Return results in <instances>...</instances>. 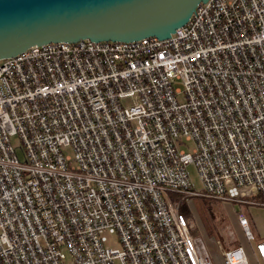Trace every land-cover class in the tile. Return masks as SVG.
<instances>
[{
    "label": "built area",
    "instance_id": "obj_1",
    "mask_svg": "<svg viewBox=\"0 0 264 264\" xmlns=\"http://www.w3.org/2000/svg\"><path fill=\"white\" fill-rule=\"evenodd\" d=\"M0 62V264H214L181 204L264 209V0H208L167 40ZM252 250L264 264V235ZM223 258L250 264L243 247Z\"/></svg>",
    "mask_w": 264,
    "mask_h": 264
},
{
    "label": "water",
    "instance_id": "obj_2",
    "mask_svg": "<svg viewBox=\"0 0 264 264\" xmlns=\"http://www.w3.org/2000/svg\"><path fill=\"white\" fill-rule=\"evenodd\" d=\"M208 0H0V61L50 43L167 40Z\"/></svg>",
    "mask_w": 264,
    "mask_h": 264
},
{
    "label": "rangeland",
    "instance_id": "obj_3",
    "mask_svg": "<svg viewBox=\"0 0 264 264\" xmlns=\"http://www.w3.org/2000/svg\"><path fill=\"white\" fill-rule=\"evenodd\" d=\"M2 61V60H1ZM1 63V62H0ZM128 103V102H126ZM11 144L18 149L21 141L18 136L10 138ZM181 149L190 152L194 149V143L184 140ZM66 155H73L72 151L65 150ZM190 181L197 191L202 190L199 172L195 165H188ZM182 204L191 212L190 223L191 235L205 247L214 264L224 263V252L229 248L243 247L244 253L250 264H256L255 245L260 235H264V209L243 204L221 202L209 198H190ZM244 215L256 240L248 242L240 224V216ZM110 248H119L115 237H110L107 244Z\"/></svg>",
    "mask_w": 264,
    "mask_h": 264
},
{
    "label": "trees",
    "instance_id": "obj_4",
    "mask_svg": "<svg viewBox=\"0 0 264 264\" xmlns=\"http://www.w3.org/2000/svg\"><path fill=\"white\" fill-rule=\"evenodd\" d=\"M180 211L182 214H184L188 219L192 218L191 212H189V210L186 209V205L185 204H181L180 206Z\"/></svg>",
    "mask_w": 264,
    "mask_h": 264
}]
</instances>
